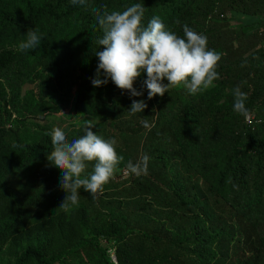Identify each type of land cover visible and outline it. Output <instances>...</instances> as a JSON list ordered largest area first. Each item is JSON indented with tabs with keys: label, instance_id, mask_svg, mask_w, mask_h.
<instances>
[{
	"label": "trees",
	"instance_id": "trees-1",
	"mask_svg": "<svg viewBox=\"0 0 264 264\" xmlns=\"http://www.w3.org/2000/svg\"><path fill=\"white\" fill-rule=\"evenodd\" d=\"M137 3L145 26L158 16L177 36L187 25L207 37L221 54L214 87L149 100L146 72L142 97L110 79L93 86L103 31L92 9ZM29 29L43 39L22 52ZM263 58L264 0H0V264H264ZM237 86L248 119L234 110ZM134 99L143 113H130ZM66 109L85 117L66 124ZM89 123L120 138L124 160L98 199L81 188L65 208L62 171L32 167L54 150L53 128L71 142ZM144 155L146 175L117 179Z\"/></svg>",
	"mask_w": 264,
	"mask_h": 264
},
{
	"label": "clouds",
	"instance_id": "clouds-1",
	"mask_svg": "<svg viewBox=\"0 0 264 264\" xmlns=\"http://www.w3.org/2000/svg\"><path fill=\"white\" fill-rule=\"evenodd\" d=\"M71 2L84 6L87 0ZM92 11L103 31V37L98 41L103 50L95 53L99 63L91 79L94 87L106 85L110 79L119 89L127 90L131 97H142L143 91H138L134 83L142 72H146L144 84L151 100L157 95L163 97L176 87L185 88L193 95L203 93L214 87V81L219 79L217 67L221 54L209 49L207 37L187 25L183 28V37L167 30L158 16L145 26L142 23L144 6L139 3L122 12H101L95 8ZM26 36L27 39L19 44L22 52L35 49L43 39V34L33 29H29ZM165 79L167 84L163 83ZM234 97V110L247 116V94L237 86ZM147 107L144 99H134L129 111L135 115L143 113ZM144 126H149L147 121ZM94 127L87 124L84 134L71 142L60 127L49 133L54 150L47 159L63 173L60 187L66 196L60 206L65 208L78 205L81 188L93 199H98L105 185L116 178L118 166L124 160L116 151V140L98 136L92 130ZM148 162L147 155L135 163L129 160L125 171L136 176L146 175ZM89 164L93 168L91 173L87 171Z\"/></svg>",
	"mask_w": 264,
	"mask_h": 264
},
{
	"label": "rangeland",
	"instance_id": "rangeland-1",
	"mask_svg": "<svg viewBox=\"0 0 264 264\" xmlns=\"http://www.w3.org/2000/svg\"><path fill=\"white\" fill-rule=\"evenodd\" d=\"M249 17H247V19H248ZM255 18H259L258 16L257 17H254V19ZM253 19V17H251V20ZM163 83H165V84H167L168 83V81H167V79H165L164 81H163ZM212 88V87H211ZM210 89V88H209ZM58 117H61L63 120H65V122L64 123H66V124H76V123H78L80 120H82V119H84V115H82V114H76V115H71V112H70V110L69 109H66V110H64V111H62V112H59V113H57L56 114ZM65 125V124H64ZM115 140H116V145H120V138H114ZM48 168H49V170L50 171H48ZM32 169L33 170H38V171H41V173H47V172H51V173H54V177H57L58 176V171H60V169L59 168H57V167H54V166H51L50 164H49V161H44L43 163H41V164H39L38 166H37V164H35L33 167H32ZM122 174H123V176L120 178V177H118L117 179L120 181L122 178H124V177H126V175H127V172L125 171V170H123L122 171ZM22 179H21V182L22 181H24L25 179L23 178V177H21ZM108 252L110 253V256L112 255H114L113 254V251L112 250H108ZM113 259V258H112ZM111 259V260H112ZM113 261V260H112ZM113 263H115V262H113ZM117 263V262H116Z\"/></svg>",
	"mask_w": 264,
	"mask_h": 264
},
{
	"label": "built area",
	"instance_id": "built-area-1",
	"mask_svg": "<svg viewBox=\"0 0 264 264\" xmlns=\"http://www.w3.org/2000/svg\"><path fill=\"white\" fill-rule=\"evenodd\" d=\"M263 63H264V58H263ZM248 118H249V116H247V119H248ZM110 257H111V259L113 258V259H112L113 262H115V263L117 262V261H116V258H115V255H113V256L111 255Z\"/></svg>",
	"mask_w": 264,
	"mask_h": 264
}]
</instances>
